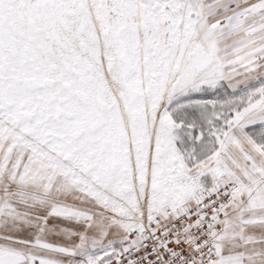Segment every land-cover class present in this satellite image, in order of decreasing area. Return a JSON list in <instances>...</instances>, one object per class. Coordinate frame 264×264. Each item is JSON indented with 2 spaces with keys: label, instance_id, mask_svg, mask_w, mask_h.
<instances>
[{
  "label": "snow or ice",
  "instance_id": "obj_1",
  "mask_svg": "<svg viewBox=\"0 0 264 264\" xmlns=\"http://www.w3.org/2000/svg\"><path fill=\"white\" fill-rule=\"evenodd\" d=\"M0 264H264V0H0Z\"/></svg>",
  "mask_w": 264,
  "mask_h": 264
}]
</instances>
